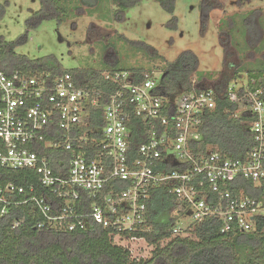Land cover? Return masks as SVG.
<instances>
[{
  "label": "built area",
  "instance_id": "obj_1",
  "mask_svg": "<svg viewBox=\"0 0 264 264\" xmlns=\"http://www.w3.org/2000/svg\"><path fill=\"white\" fill-rule=\"evenodd\" d=\"M102 78L117 90L103 106L105 124L99 130L91 115L105 95L102 90L78 87L70 74L6 72L0 48V167L36 175L30 186L0 183V217L10 208L30 206L43 218L39 229L84 230L92 222L109 229V237L123 239L144 223L150 190L165 187L190 216L184 229L215 218L222 223L221 233L256 230L264 204L235 183L246 179L258 187L264 179L261 90L237 81L226 89L227 100L236 106L233 118L246 114L254 135V147L240 161L209 146L203 152L198 144L201 118L216 106L213 89L197 90L192 79V91L174 102L171 113L154 95L157 80L151 74L137 82L124 71L105 72ZM133 118L147 125V141L134 158ZM24 221L23 216L15 219L11 229Z\"/></svg>",
  "mask_w": 264,
  "mask_h": 264
},
{
  "label": "trees",
  "instance_id": "obj_2",
  "mask_svg": "<svg viewBox=\"0 0 264 264\" xmlns=\"http://www.w3.org/2000/svg\"><path fill=\"white\" fill-rule=\"evenodd\" d=\"M0 5V18L4 14V7L8 0H2ZM104 0H39L40 10L28 21L30 27H36L45 20H55L62 24L69 17V10L80 14L83 10L90 14L97 11ZM142 0H107L114 6L117 17L123 12L135 7ZM245 1V0H244ZM215 2V3H214ZM217 0H202L200 4L202 33L207 27L209 13L221 8ZM160 4L167 13L173 14L174 0H161ZM241 2H237V6ZM71 6V7H70ZM70 7V8H69ZM109 12L106 10V13ZM260 10L250 11L240 17L239 24L242 30L253 40L259 37ZM257 20V21H256ZM178 19L172 17L169 23L172 29H177ZM234 20L226 31L230 36L236 26ZM226 37L224 39H226ZM224 39L218 42L225 43ZM263 41V40H262ZM260 42L259 47L262 44ZM143 49V56L149 59H162L157 53L153 56L147 54L151 49L145 43L128 42ZM219 44V45H220ZM17 42L6 43L0 41L1 58L6 72H19L27 76L49 75L60 77L70 74L78 87L87 86L89 89L102 90L105 95L98 108L92 111V119L99 130L104 126V108L108 103V95L117 90V85L103 80V73L129 72L134 81H141L146 73L142 67H119L118 64L109 66L104 64L101 69L74 68L65 69L53 55L38 59L15 53ZM227 45V44H226ZM227 47V46H226ZM222 49L226 60L222 62L223 70L212 86L216 93L215 109L206 112L201 118L199 133L201 141L198 143L204 152L209 146L213 151L226 155L232 160L243 161L255 145L254 135L248 126V117L243 114L233 118L236 106L226 98V89L231 82L239 79L238 75L244 73L250 90H261L264 101V55L255 60L250 67L242 63L231 64L229 49ZM157 72V70H156ZM158 78L155 96L164 100L171 113L174 111V102L184 92L192 91L191 80L196 79V89H209L200 84L205 76L198 71L197 56L191 51L180 53L172 62L164 61L163 67L157 72ZM211 76H207L208 78ZM202 83V82H201ZM95 115V118H93ZM92 125V123H91ZM157 128L159 123L155 122ZM131 153L136 157V149L147 141V125L138 118L131 122ZM99 139L98 133L94 134ZM196 145V144H194ZM36 175L27 170L10 171L0 167V183H14L17 187L35 184ZM120 184V183H119ZM237 186L242 188L244 194L261 201L264 204V179L260 186L254 187L250 180L238 179ZM122 185V184H120ZM123 189V186L121 187ZM90 205V203L88 204ZM87 205V208H88ZM1 208V205H0ZM187 210L178 202L174 195L165 187H156L149 192L146 201L144 223L134 232L125 235L123 239L134 238L143 240L154 250L150 258L133 259L129 250L113 243L109 237V229L89 222L86 229L74 231H57L45 227L39 229L37 222H42V216L30 206L10 208L7 216L0 217V264H264V219L258 218L255 231H231L221 233L222 223L215 218H208L197 225H190L182 232L173 234V230L180 224V218L186 216ZM25 218L24 225L12 230L10 225L15 219ZM122 239V238H121Z\"/></svg>",
  "mask_w": 264,
  "mask_h": 264
},
{
  "label": "rangeland",
  "instance_id": "obj_3",
  "mask_svg": "<svg viewBox=\"0 0 264 264\" xmlns=\"http://www.w3.org/2000/svg\"><path fill=\"white\" fill-rule=\"evenodd\" d=\"M106 1L90 14L85 10L80 14L69 10L70 15L62 24L45 20L36 27H30L27 23L40 10L39 0H8L0 18V41L17 42L15 53L30 59L53 55L67 70L101 69L104 64H118L123 68L142 67L146 74L155 78H158L157 72L164 61L172 62L180 53L191 51L197 56L198 71L205 75L200 84L208 88H212L223 70L222 62L226 60L222 51L224 47L229 49L227 60L231 64L240 62L250 67L264 55V0H217L221 8L209 13L204 33L200 16L202 0H174L173 14L162 8L161 0H142L120 17H117L114 6ZM238 1L241 4L237 6ZM254 10H260L257 17L260 24L256 25L260 34L251 45V36L242 30L239 20ZM173 16L178 19L176 30L169 23ZM232 20L237 25L226 37ZM220 38L225 43L220 44ZM130 41L145 43L151 48L146 49L149 56L155 52L162 59L144 57L143 49L130 45ZM238 77V85L247 86L246 75L240 73ZM189 221L188 214L180 218L177 228L181 230L177 234H183L182 225ZM113 243L129 250L133 259L150 258L154 250L143 240L128 241L115 237Z\"/></svg>",
  "mask_w": 264,
  "mask_h": 264
}]
</instances>
